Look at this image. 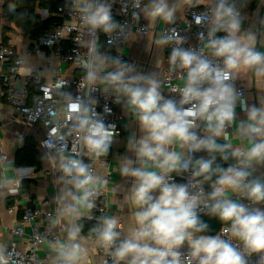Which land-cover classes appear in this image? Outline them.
<instances>
[{
  "label": "clouds",
  "instance_id": "1",
  "mask_svg": "<svg viewBox=\"0 0 264 264\" xmlns=\"http://www.w3.org/2000/svg\"><path fill=\"white\" fill-rule=\"evenodd\" d=\"M83 4L80 9L82 20L90 29L110 32L116 27L109 7L103 4L93 7L86 0H83ZM175 11V7L170 8L166 0H153L144 9L150 19L159 17L168 23L172 22ZM215 21L227 35L210 38L207 47L215 57L223 58V69L213 67L208 60L191 51L174 48L171 53L170 62L175 65L179 61V67L187 69V83L180 90L182 99L179 106L172 100L161 103L163 97L158 91L157 81L140 75L128 76L133 71L132 67L121 64L119 60L112 62L116 70L103 77H98V71L105 64L103 58H99L95 70L87 72L84 84L94 85L100 79L128 97V103L135 110L145 133L133 145L141 166L132 167L133 162L128 161L121 168L123 175L135 178L132 201L139 210L135 212L138 227L132 231L131 238L121 242L115 249L117 262L130 257L128 264H184L179 249L187 242L190 248L187 264H193L194 260L198 264H245L241 253L219 235H195L207 228L199 219L196 209L205 197L201 185L211 180L213 173L217 174V178L212 183L213 190L207 199L214 201L210 205L211 214L230 225L224 227L222 232L242 241L249 254L264 253V211H250L231 199H221L226 192L231 191L240 192L254 202L264 201V183L259 180L246 183L250 173L244 167H217L214 170L212 160L201 159L195 161L190 183L177 184L170 179L172 172L188 168V163H182L183 153L173 150V145L179 144L180 148H187L190 152L202 149L223 152L215 143V138L225 134L226 125L235 116V94L226 83L232 78L233 70L255 68L258 75L264 74V53L255 51L250 43L238 37L239 21L234 9L226 6L225 0H220L215 9ZM216 30L219 29L213 31ZM169 39L164 37L158 43H166ZM142 84H147V87ZM205 84L208 86L204 87ZM183 105L190 107L184 108ZM69 110L78 122V130L85 133L83 140L88 149L96 156L106 154L112 132L102 121L89 116V110L82 109L78 103L70 104ZM248 119L252 123L246 126L245 134L252 141V146L244 151L237 148L232 153L237 158H243L239 160L243 166L253 161L264 162V108H251ZM197 120L206 122L208 135L204 138L198 137L193 131ZM255 137H260L259 142H255ZM149 165L159 169V172L146 170ZM62 167L65 174L72 177L70 182L74 187L83 192L79 197L72 193L69 195L76 204H86L91 208L89 198L94 193L89 185L94 182V178L87 165L79 160H70ZM156 191L159 192L158 197L152 195ZM205 206L208 207L207 204ZM64 213L73 216L77 208L68 205ZM118 226L115 218H105L99 228L93 229L106 250L118 238ZM79 231L78 227L73 226L68 232L69 241H75ZM79 250L78 244L63 246L59 253L62 264H75L79 259ZM0 264H6L3 257H0Z\"/></svg>",
  "mask_w": 264,
  "mask_h": 264
},
{
  "label": "built area",
  "instance_id": "2",
  "mask_svg": "<svg viewBox=\"0 0 264 264\" xmlns=\"http://www.w3.org/2000/svg\"><path fill=\"white\" fill-rule=\"evenodd\" d=\"M86 2L95 7L101 5L103 0H86ZM219 3L220 0H210L204 6H198L194 1H190L185 8L182 25L172 22L164 27L163 38L170 37L171 39L165 43L168 65L162 79L165 92L161 95L163 97L161 103L165 100H172L179 106V101L182 99L180 90L187 83V69L179 67V61L175 65L170 62L174 48L194 52L200 58L208 60L213 67L224 68L223 58L215 57L212 50L207 47L210 38L224 37L213 31L214 27L219 26L215 21V9ZM225 3L226 6H231L234 9L236 19L241 17L246 8L244 0H225ZM83 6V0H66L64 4L59 5L57 15L60 21L46 29L41 37L33 40L25 54L16 51L11 42H0V61L7 66L1 75V94L7 105L16 111L19 118L24 119L27 123H38L44 127L45 134L40 141V147L45 153L60 155L63 164L70 160H79L87 165L89 173L94 176L97 171V162L102 160V157L96 156L86 146L83 140L85 133L78 130V122L70 112L69 105L78 103L82 109L89 110V116L105 124L112 132L108 148L117 142L123 130V114L119 110V99L114 93L117 90L103 82L98 81L89 86L84 84V81L87 72L97 68L99 56L106 57L111 62L101 71L100 77L116 70V65L112 63L114 60H125L122 46L131 33L134 31L147 33L149 30L144 12L148 3L147 0H106V6L109 7L112 20L116 25L110 32H104L102 29L92 30L85 25L82 20L83 13L80 11ZM101 40L104 42V47L99 44ZM53 55L77 65L83 69V72L73 76L57 73L52 80L48 81L40 69L32 68L21 80L20 69L25 63L26 56L51 60ZM226 83L234 91L236 106L237 99H242L247 89L239 81L234 70L232 78ZM203 86L207 87L208 85ZM183 107L188 108L190 105H183ZM233 129L234 119L226 125L225 134L215 139L222 140ZM193 131L200 138L206 137L208 135L206 122L197 120ZM241 150L244 151V149ZM185 151L182 163H188L187 170L170 174L171 181L177 184L190 183L195 161L205 160L209 153L206 149L190 152L185 148ZM7 159L8 156L0 145V161ZM240 159L243 158L235 157L231 166L244 167L250 173L246 183L256 180L251 164L240 165ZM107 182L108 177L104 176L100 179V186L89 185L94 194L89 198L92 207L86 206L85 219L93 225V229L99 228L105 218L111 219L108 215ZM201 187L205 197L202 198L203 202L196 209L198 216L210 213L211 200L207 197L213 190L210 181H204ZM152 195L158 197L159 192L156 191ZM224 198L243 204L250 211L255 210L257 203L240 192L229 191L221 199ZM15 209V206L9 207L11 212ZM261 211H264V207ZM42 216L44 217L42 224L32 225L28 244L20 247L12 243L0 247V257H3L6 264H62L59 257L42 256L39 253L45 242H48L54 249L60 239V233L53 228L54 225L51 223L54 212L49 200H44L36 206L26 207L18 220V225L12 229V233L15 236H21L31 220ZM228 226L230 225L227 223L223 224L214 236L219 235L221 239L237 249L243 256L245 264H264V253L249 254L242 241L222 232V229ZM195 235L198 237L201 234L196 233ZM88 238L94 244L98 255V260L93 264H128L129 259L117 262L114 256L115 249L122 242L121 239L117 238L112 247L106 250L97 232L93 231V234L88 235ZM179 251L184 264H187V258L190 255L187 242L180 247ZM75 264H78L77 261ZM193 264H198V262L194 260Z\"/></svg>",
  "mask_w": 264,
  "mask_h": 264
},
{
  "label": "crops",
  "instance_id": "3",
  "mask_svg": "<svg viewBox=\"0 0 264 264\" xmlns=\"http://www.w3.org/2000/svg\"><path fill=\"white\" fill-rule=\"evenodd\" d=\"M190 1H194L198 6H204L210 0H166L170 8L175 7L176 11L172 22H178L182 25L184 21V11ZM245 1V0H244ZM153 0H148L150 5ZM4 0H0V25L14 28V30L3 33L0 27V42H11L13 48L19 53L25 54L26 49L31 45L32 40L23 34L21 27L14 22H10L4 15L2 6ZM246 3V8L241 17L238 19L240 28L237 33L238 37L244 42L250 43L255 51L264 53V0H257L254 5ZM106 6V0H103ZM37 15L41 19L49 17L47 9H38ZM56 17V24L59 16L57 10L52 14ZM60 21V19H59ZM149 25L147 33L132 32L130 37L122 46L125 60L120 61L121 64L132 67L133 71L128 76L140 75L157 81L160 95H163L165 88L162 85L164 70L168 65L167 46L165 43H158L163 38V29L168 22L161 18L155 20L146 16ZM171 22V23H172ZM53 24V25H54ZM52 26V25H51ZM50 26V27H51ZM226 26V25H225ZM49 28V27H48ZM47 28V29H48ZM219 29L217 35L226 36L227 32L220 26L214 27ZM46 30V29H45ZM3 36L5 38H3ZM251 37V40H249ZM5 39V41H4ZM100 46L104 47V42L100 41ZM103 58L105 64L100 73L109 65L106 57ZM99 62V59H98ZM7 66L0 61V145L4 153L7 154L6 161H0V247L15 243L20 247L25 246L29 242L32 225L42 224L44 217H38L30 221L25 227L21 236H15L12 229L18 225V220L22 216L26 207L39 205L44 200L51 202V209L54 217L51 223L54 229L60 233V239L56 248H52L48 242H45L40 255L59 257L60 249L70 243L78 244L80 250L77 255L78 264H93L98 260L94 244L89 241L88 235L81 231L79 222L85 219L86 205L76 204L69 193L76 196H82V190H77L70 181L72 177L63 171V159L58 154H47L40 147V141L44 137L45 129L38 123H27L24 119L18 117L14 109L7 105L5 98L1 94L2 84L1 75L5 72ZM32 68H38L42 71L46 80L50 81L54 75L59 73L65 76H73L83 72V69L77 65L63 61L57 55H53L51 60L44 58H36L26 56L25 63L20 69L21 80L27 75ZM239 81L245 85L247 92L242 99H237L234 108V129L226 135L222 140L227 147L234 152L237 148L247 150L252 146L248 135L245 134V128L249 123L248 112L251 108H264V74H257L255 68H241L234 70ZM101 82L98 79L96 82ZM147 87V84H142ZM119 99V110L123 114L122 134L117 142L108 148V155L102 156V160L97 162V171L93 176L94 182L92 186H100V179L104 176L108 177L107 197H108V215L118 221L116 231L119 233L118 238L122 242L131 238V233L138 227L135 221V212L139 209L133 204L132 193L134 190L135 178L130 175H123L121 168L132 161V167H140L137 162V155L133 145L143 135L137 114L133 107L128 103V97L122 93L114 92ZM26 139L36 143L40 152V165L35 166H17L16 154L18 149L23 146ZM255 142H259L260 137H255ZM216 140V139H215ZM173 150L183 153L185 156V148H180L179 144L172 146ZM256 180L264 183V162L251 163ZM148 171H157L159 169L149 165ZM28 185L23 186V182ZM228 192L225 193L227 195ZM68 205H75L77 213L69 216L64 213V209ZM15 206L16 209L11 212L9 207ZM264 201L257 202L255 210H262ZM75 226L80 229L77 239L69 241L68 232ZM127 259H130L127 258Z\"/></svg>",
  "mask_w": 264,
  "mask_h": 264
},
{
  "label": "trees",
  "instance_id": "4",
  "mask_svg": "<svg viewBox=\"0 0 264 264\" xmlns=\"http://www.w3.org/2000/svg\"><path fill=\"white\" fill-rule=\"evenodd\" d=\"M66 0H4L2 9L5 17L10 21L14 22L18 27H21L23 34L28 37L30 40H35L41 37L48 27L53 25L56 22V17L52 14L57 10L58 6L64 4ZM247 3L254 5L257 0H245ZM47 9L49 12V17L46 19H41L37 15L38 9ZM59 21V19H58ZM217 29V28H215ZM219 33V30L214 31ZM5 41V39H4ZM215 143L223 149L221 151L209 152L205 160H212V168L215 170L217 167L227 169L235 161V156L232 155V151L227 147L224 142L215 140ZM106 154L102 156L108 155ZM224 156H227V159H224ZM214 158V159H213ZM40 152L37 148L36 143L30 139H26L23 146H21L16 154V165L17 166H35L39 167L40 163ZM217 178V174L213 173L211 180H208L213 183ZM1 180V174H0ZM28 185L27 182H23V186ZM214 201H211V204ZM199 219L207 225V228L203 232L198 234L205 236H214L218 233L221 226L225 224L222 222L218 216L211 214L199 215ZM81 231L86 235L93 234V225L83 219L79 222Z\"/></svg>",
  "mask_w": 264,
  "mask_h": 264
},
{
  "label": "rangeland",
  "instance_id": "5",
  "mask_svg": "<svg viewBox=\"0 0 264 264\" xmlns=\"http://www.w3.org/2000/svg\"><path fill=\"white\" fill-rule=\"evenodd\" d=\"M147 3H148V0H147ZM145 18H146V17H145ZM1 25H2L1 31H2L3 33L8 32V31H11V30H14V28L8 27V26H6V24H5V26H4V23H3V24L1 23ZM1 25H0V27H1ZM162 33H163V32H162ZM3 38H5V37L3 36Z\"/></svg>",
  "mask_w": 264,
  "mask_h": 264
}]
</instances>
